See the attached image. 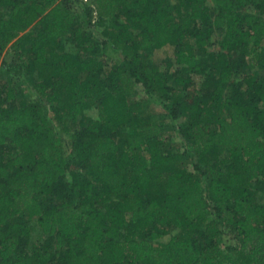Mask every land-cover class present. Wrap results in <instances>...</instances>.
Wrapping results in <instances>:
<instances>
[{
	"label": "trees",
	"instance_id": "obj_1",
	"mask_svg": "<svg viewBox=\"0 0 264 264\" xmlns=\"http://www.w3.org/2000/svg\"><path fill=\"white\" fill-rule=\"evenodd\" d=\"M211 2L0 0V264H264V0Z\"/></svg>",
	"mask_w": 264,
	"mask_h": 264
},
{
	"label": "rangeland",
	"instance_id": "obj_2",
	"mask_svg": "<svg viewBox=\"0 0 264 264\" xmlns=\"http://www.w3.org/2000/svg\"><path fill=\"white\" fill-rule=\"evenodd\" d=\"M209 4L214 6V4L211 2V0H209ZM221 37L220 35V32L219 31H216L215 35H214V39L215 40H219ZM217 48H219L217 46ZM173 51H174V48L172 46H165L163 48H160V49H156L154 51L151 52V57L153 59V61L155 63H157L158 65L161 66L162 69H165V63L169 60H172L173 59ZM258 63L255 64V69L258 68ZM234 82H238L239 81V77H235L233 79ZM24 86L26 87L27 89V93L30 92V87H29V84H24ZM230 90V89H229ZM96 110L95 108H90L88 110H86L85 114L88 115V116H93L95 117L96 116ZM184 142L183 140L178 137L176 138L175 142L172 143V146L176 149H181L183 148V145ZM174 232H172L173 234ZM172 234H169V235H166L163 240H167L171 237ZM34 238L35 240H37L40 244L44 243L45 240H46V237L42 236V234L38 231V230H35L34 232Z\"/></svg>",
	"mask_w": 264,
	"mask_h": 264
}]
</instances>
